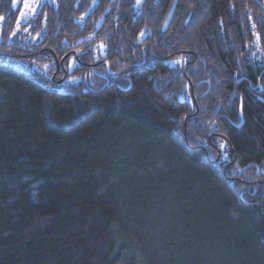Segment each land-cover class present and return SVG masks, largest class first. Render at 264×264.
<instances>
[{
  "label": "trees",
  "instance_id": "16d2710c",
  "mask_svg": "<svg viewBox=\"0 0 264 264\" xmlns=\"http://www.w3.org/2000/svg\"><path fill=\"white\" fill-rule=\"evenodd\" d=\"M172 2L43 0L0 56V264H264V13Z\"/></svg>",
  "mask_w": 264,
  "mask_h": 264
},
{
  "label": "flooded vegetation",
  "instance_id": "af4514ba",
  "mask_svg": "<svg viewBox=\"0 0 264 264\" xmlns=\"http://www.w3.org/2000/svg\"><path fill=\"white\" fill-rule=\"evenodd\" d=\"M42 4V3H41ZM40 4V5H41ZM11 8H13V7H11ZM14 9V8H13ZM4 19L5 20H7V23H4ZM13 20L14 22H12V23H9V21L10 20ZM16 19H17V17H16V15L14 16H12L11 18L10 17H7V16H5L4 14H0V29H2V31H4L3 33H2V37H0V56H3V55H5V51H10V50H12V49H14V48H17V47H19V48H24V49H27V50H29V49H35V47L32 45V42H26L27 41V37L26 38H24L23 36H17L16 38H13L12 40H9V33L11 32V30L13 29V26H14V23H15V21H16ZM26 23H28V21L26 22ZM25 23V24H26ZM24 25V24H23ZM23 25H21V27L23 26ZM10 26V29H9V31L10 32H8V30H6L7 29V27H9ZM20 27V28H21ZM22 29V28H21ZM23 30H25V29H23ZM7 34V36L5 37V35ZM42 49H44V47H41ZM87 52V50H85V48L83 47V49L79 52V55L80 56H83L82 54L83 53H86ZM141 53H143V52H141ZM70 54V53H69ZM68 54V55H69ZM74 55H75V53H74ZM74 55H72V56H74ZM76 55H77V53H76ZM76 55H75V57H76ZM6 56V55H5ZM11 58L10 57H7V61L8 60H10ZM94 62V65H99L100 63H102V60H99V59H92ZM96 60H97V62H96ZM54 61H55V71H54V73H52V75H51V79H52V81H55L56 80V77H58L59 76V74H61V77H60V79L59 80H56V83L57 84H60L63 80H65L67 77H68V75L71 73V70L69 69V70H67V69H65L64 67H63V61H64V59L62 58L60 61H58L56 58L54 59ZM2 62H4L3 60H1L0 59V63H2ZM142 62H144V61H142ZM143 64V63H142ZM154 66H155V64H154ZM173 66H175V65H173ZM173 66H170L171 68L173 67ZM86 67H87V64L86 63H83V62H81L80 61V59H77L76 60V62H75V64H74V66H73V68L75 69V71L78 73V74H81V72H82V70H85L86 69ZM99 69H101V68H99ZM183 70H184V68H183ZM156 72V71H155ZM104 75V74H103ZM103 75H100V77L101 78H104V76ZM109 75H112L111 73H109ZM86 76V73L84 74V77ZM259 78L257 79V81H256V83L258 84V81L260 80V74H259V76H258ZM70 79H74V78H70ZM242 79H244L245 80V78H242ZM252 79V78H251ZM75 80V79H74ZM69 81V80H68ZM76 82V81H75ZM83 82H85V80L83 79ZM107 83V82H106ZM157 84H158V89H161L162 90V88L160 87L161 86V83H160V80H158L157 81ZM179 86H180V84H176V85H173V84H170L169 86L168 85H165L164 86V88L165 89H167V90H170V94H169V96L167 97V99H169V98H171V99H174L173 98V96H176L175 97V99L176 100H184V101H186L187 100V98H188V94L185 92V89H184V86L180 89L179 88ZM262 87H264V84H262ZM261 87V88H262ZM175 89H177V91L175 90ZM174 92H176V93H174ZM200 111V110H199Z\"/></svg>",
  "mask_w": 264,
  "mask_h": 264
},
{
  "label": "rangeland",
  "instance_id": "374dc122",
  "mask_svg": "<svg viewBox=\"0 0 264 264\" xmlns=\"http://www.w3.org/2000/svg\"><path fill=\"white\" fill-rule=\"evenodd\" d=\"M42 1L43 0H13V8L17 11V19L14 23L13 29L9 33V40H12L13 38H16L19 35L23 36L24 38L27 37L26 30H23L20 27L27 21L33 19ZM140 3L141 0H136V9H138ZM0 37H2V29H0ZM74 81V79H69L68 82L72 83Z\"/></svg>",
  "mask_w": 264,
  "mask_h": 264
},
{
  "label": "water",
  "instance_id": "95a60500",
  "mask_svg": "<svg viewBox=\"0 0 264 264\" xmlns=\"http://www.w3.org/2000/svg\"><path fill=\"white\" fill-rule=\"evenodd\" d=\"M177 1H178V0H173V2H172V4H171V7H170V9H169V11H168V14H167V16H166V18H165V21H164V23H163V25H162V27H161V30H162V31H165V29L168 27V25H169V23H170V21H171V19H172L173 13H174V11H175ZM254 1L256 2V4L259 5V7L261 8V10H262L263 13H264V0H254ZM15 70H16V71H19L18 69H15Z\"/></svg>",
  "mask_w": 264,
  "mask_h": 264
}]
</instances>
